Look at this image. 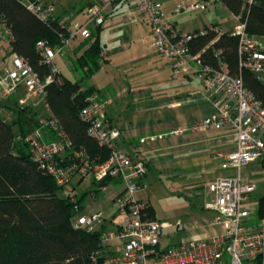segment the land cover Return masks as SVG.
Listing matches in <instances>:
<instances>
[{
  "label": "built area",
  "instance_id": "built-area-1",
  "mask_svg": "<svg viewBox=\"0 0 264 264\" xmlns=\"http://www.w3.org/2000/svg\"><path fill=\"white\" fill-rule=\"evenodd\" d=\"M115 0H90L88 22H74L59 34L60 42L52 45L40 41L38 49L43 63L50 66L51 75L43 80L33 66L23 57L14 55L10 65L0 73V99H8L25 87L30 98H47V88L60 75L56 60L64 57L71 44L78 38L88 40L92 28L106 26L107 11ZM134 7V14L147 22L153 33L154 47L159 55L171 61L173 76L191 77L206 89L207 99L214 107V113L202 121L173 129L169 136L180 137L189 133H199L207 129L231 128L238 135V145L234 153L222 156L224 167L236 171V176L221 178L208 187L209 202L206 208L214 212L211 225L220 227L222 234L203 240H192L178 247L162 245L161 224L152 215L148 203L139 198L146 187L143 179L148 173L144 159L118 148L121 133L108 124V103L99 94L91 95L87 106L81 111V119L89 125L88 134L101 146L110 148L113 153L104 163L85 152L75 153L73 161L64 165L61 160L72 142L60 130L55 120L48 123L56 130V140L47 141L46 134L37 130L25 141L29 145L33 159L41 168L52 175L67 196L75 197L74 183L77 179L92 178L98 183L117 180L122 190L113 200L119 222L108 227V219L101 213H79L74 225L88 233H99L103 245H116L114 254L101 251L92 260L94 264H263L264 230L246 226L255 209L246 205L258 190L247 170L251 165L264 160V104L245 85L242 76L234 75L229 65L222 61V52L215 58L219 67L205 64L202 55H193L190 44L200 36L210 32L222 35L225 30L218 25L207 26L198 31L187 32L177 25V20L197 13H204L223 5V0H190L182 2L172 16L164 12L161 0H126ZM244 9L250 8L256 0H235ZM28 10L42 22L53 24L56 21V4L47 0H25ZM237 25L231 34L239 40V63L241 70L254 73L264 84V38L253 37L247 31V23L242 15L230 12ZM213 41L212 44H214ZM61 81V80H60ZM204 92L195 89L191 97ZM204 95V94H203ZM23 101L22 104H25ZM112 183L102 187L108 192ZM79 212L80 208L77 206Z\"/></svg>",
  "mask_w": 264,
  "mask_h": 264
},
{
  "label": "trees",
  "instance_id": "trees-1",
  "mask_svg": "<svg viewBox=\"0 0 264 264\" xmlns=\"http://www.w3.org/2000/svg\"><path fill=\"white\" fill-rule=\"evenodd\" d=\"M24 1L0 0V23L11 31L12 57L25 58L45 80L51 75V69L43 63L38 43L48 41L57 45L59 34L65 33L66 26L58 18L53 24L42 22L28 10ZM222 6L235 15L243 16L251 36L264 38V0H256L248 9L235 0H223ZM99 35L100 30L92 32V37L81 44L82 55H77L72 63L71 68L79 79L72 81L59 75L48 86L46 103L51 117L46 122L42 121L34 106L22 104L17 97L21 88L10 98L1 99L0 264H94L93 256L106 249L99 233H88L74 225L76 216L83 211L87 194L67 196L56 179L33 159L25 141L37 130L45 132L47 141L56 140V130L48 123L55 120L72 142V148L61 156V160H65L64 165L73 161L78 152H85L102 163L110 159L113 151L89 136V125L80 115L88 98L99 94L96 88L87 84V80L105 63L106 48ZM213 41L216 42L212 44ZM190 48L193 55L201 54L204 63L214 68L219 67L215 53L221 51L222 61L229 65L234 75L243 77L246 87L264 104V84L256 79L253 72L240 69L239 40L231 30L222 35L210 32L200 36L190 44ZM114 181L119 183L110 179L95 182L99 187L96 192H103L102 187ZM258 213L264 221V195L259 200ZM262 262L264 264V257Z\"/></svg>",
  "mask_w": 264,
  "mask_h": 264
},
{
  "label": "crops",
  "instance_id": "crops-1",
  "mask_svg": "<svg viewBox=\"0 0 264 264\" xmlns=\"http://www.w3.org/2000/svg\"><path fill=\"white\" fill-rule=\"evenodd\" d=\"M190 0H161L164 12L172 16L178 5ZM56 4V18L66 27L74 22L87 23L90 0H47ZM224 18L222 23H204L192 29L183 27L181 21L177 25L184 31H198L210 24L219 25L225 31L233 29L234 22L230 20V12L223 6L213 9ZM224 12V13H223ZM225 14V15H224ZM232 26V27H231ZM92 32L100 30L102 45L106 48L105 63L87 84L96 88L100 97L108 103L107 118L111 129L120 131L117 141L118 148L135 158L140 157L148 164V173L143 179L146 184L151 176L183 186L193 191L192 195L201 198L204 208L209 212L211 221L214 212L206 208L209 202L208 187L221 178L236 176V171L224 167L220 157L234 153L238 145V135L231 128L221 130L207 129L199 133H189L180 137L169 136L173 129L185 125L196 124L214 113L212 103L207 99L205 88L191 77L173 76L171 61L159 55L154 47V37L150 25L136 17L134 7L126 0H115L107 11L106 26L96 28L91 26ZM11 31L4 23H0V53L3 57L11 54ZM86 40L78 38L74 41L64 57H58L60 75L76 81L79 75L72 70V63ZM6 42V43H5ZM56 60V61H57ZM64 69L68 72L66 75ZM200 89L204 95L191 97V92ZM25 101V100H23ZM21 101V102H23ZM47 139V138H46ZM204 150L208 152L204 153ZM227 175H221V172ZM249 173V169L247 170ZM252 176V174H251ZM253 178V177H252ZM86 180L91 181L93 188L88 189L81 196L78 187ZM254 180V179H253ZM94 179H77L74 183L78 197H89L92 205L101 193L109 196L114 206V212L104 215L108 219V227H113L120 221L113 198L122 190L120 183L114 181L108 192H96ZM255 182V180H254ZM139 198L148 203L155 212L156 219L166 224L163 215L158 213L150 196L140 192ZM94 205V204H93ZM84 206V205H83ZM85 208H83V211ZM82 211V213H83ZM102 213V212H97ZM210 225L203 228L202 235L192 236L191 239L180 241L172 245L166 242L165 230H161L163 247L174 248L192 240L212 239L222 234L220 227ZM117 246L106 247L105 252L114 254Z\"/></svg>",
  "mask_w": 264,
  "mask_h": 264
},
{
  "label": "rangeland",
  "instance_id": "rangeland-1",
  "mask_svg": "<svg viewBox=\"0 0 264 264\" xmlns=\"http://www.w3.org/2000/svg\"><path fill=\"white\" fill-rule=\"evenodd\" d=\"M224 13V12H223ZM225 15V14H224ZM234 25H237V20L232 18L231 14H228ZM226 19L227 16L225 15ZM223 17L214 12L213 9L204 12L197 13L191 16H186L181 21L183 27L192 29L197 26H201L204 23H222L225 24ZM213 24L207 25L208 27ZM219 26V25H218ZM202 27L201 29L205 28ZM232 27V26H231ZM199 29V30H201ZM6 43V42H5ZM6 44L0 45V50ZM9 55L3 57L0 53V73L3 72L11 63ZM60 60L56 61L60 64ZM61 68V65L60 67ZM64 73L67 75L68 72L64 69ZM21 93V94H20ZM17 97L21 101L25 100L24 105L34 106L36 111L40 113L43 122H46L51 113L48 110L46 100L34 99L29 97V93L25 87H21ZM3 100L0 99V103ZM47 117V118H46ZM208 152L204 150V153ZM264 160L254 163L249 168L250 175L252 174L255 183L258 185V190L251 196L250 201L246 204L255 209V213L249 221L245 224L251 228H257L258 230H264V221L260 219L258 213L259 200L264 195ZM221 175H227L226 172H221ZM88 179V178H87ZM92 179V178H90ZM146 187L142 191L150 196L155 208L158 210L160 215L166 217L165 222L168 224L165 230L166 242L175 245L180 241L191 239L192 236L198 237L202 235L203 228L210 225L209 212L204 208V203L201 198H196L192 195L193 191L185 189L183 186L173 184L166 180L156 179L151 176L149 181L146 182ZM93 188L90 180H86L78 187V194L81 196L88 189ZM76 193V194H77ZM91 198L89 197L83 203L85 210L83 214H95L102 212L103 215H110L114 212V206L109 200V196L101 193L99 198L92 204Z\"/></svg>",
  "mask_w": 264,
  "mask_h": 264
},
{
  "label": "water",
  "instance_id": "water-1",
  "mask_svg": "<svg viewBox=\"0 0 264 264\" xmlns=\"http://www.w3.org/2000/svg\"><path fill=\"white\" fill-rule=\"evenodd\" d=\"M99 263H100V264H103V263H104V260H103V259H101V260L99 261Z\"/></svg>",
  "mask_w": 264,
  "mask_h": 264
}]
</instances>
